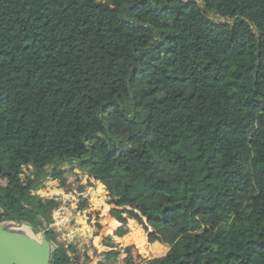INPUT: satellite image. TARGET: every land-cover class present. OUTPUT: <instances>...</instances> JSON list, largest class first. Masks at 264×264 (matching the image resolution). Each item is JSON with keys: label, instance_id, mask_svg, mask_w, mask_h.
Returning <instances> with one entry per match:
<instances>
[{"label": "trees", "instance_id": "obj_1", "mask_svg": "<svg viewBox=\"0 0 264 264\" xmlns=\"http://www.w3.org/2000/svg\"><path fill=\"white\" fill-rule=\"evenodd\" d=\"M76 170L108 191L105 245L130 219L169 244L96 264H264V0H0V223L43 232L51 264L93 260L40 192Z\"/></svg>", "mask_w": 264, "mask_h": 264}, {"label": "rangeland", "instance_id": "obj_2", "mask_svg": "<svg viewBox=\"0 0 264 264\" xmlns=\"http://www.w3.org/2000/svg\"><path fill=\"white\" fill-rule=\"evenodd\" d=\"M221 19L225 18L221 17ZM118 123H120L121 125H125V123L122 121H118ZM99 153L101 156V149L99 150ZM103 163L104 161L102 160V164ZM79 179H81V181ZM68 181V186L62 187L59 180H49L40 192L44 197H57L60 201H62L61 205L67 208L70 223L66 228H61V230L55 229V231L59 233L58 239L60 241L66 242L67 244L71 242L76 243L78 245V248L82 252H85L87 253V255H90L92 257L93 260L91 264H96L101 259L100 255L104 251H108L114 248L120 249L119 247H116V244L121 243L123 245L125 242L130 243L131 240L138 236V234L136 233V229H140L142 231L140 234L142 235L140 236L142 240L138 241L139 246L137 244H135L134 246L135 248L133 252L134 256L136 257L135 260L143 261L153 257H161L167 253L169 244L166 241L165 230H160L161 240L157 242H149L148 238H146V236L148 237L147 232L145 231L141 223L135 219L129 220L131 230H135L133 237H127L125 242L123 241V243L118 237H114V240L112 241L113 243H115L114 247H108L107 245H105V241L109 236L113 235L114 230L120 225V223L110 215V209L112 208V206L107 202L109 199V195L106 187L94 180L92 181V184L89 185L88 176L84 175L83 171L81 170H76L74 173L69 174ZM81 185L86 187L84 191L79 190V186ZM75 191H77L78 193L84 192L89 195L87 196L89 199L88 209L84 211L78 210L77 207L79 205L81 197L78 196ZM64 198L67 200L66 203H64V201L62 200ZM149 207V197L144 190L141 194V197L137 201L132 202L127 208L141 214L143 216V219L146 221L147 218L144 215V212H146ZM55 213L56 212H54V214ZM76 229L79 230L76 231ZM73 230L76 234L74 235L72 241L68 242V240L66 239H68L69 233H72L71 231ZM13 231L25 232L24 229H13ZM28 233L30 235H34L32 230H28ZM42 233L43 232H40L37 237L42 236ZM146 239L148 242L146 241ZM53 246L55 247V244ZM125 257V253H120L117 264H125Z\"/></svg>", "mask_w": 264, "mask_h": 264}, {"label": "water", "instance_id": "obj_3", "mask_svg": "<svg viewBox=\"0 0 264 264\" xmlns=\"http://www.w3.org/2000/svg\"><path fill=\"white\" fill-rule=\"evenodd\" d=\"M150 217L151 215H148L147 219ZM13 229H24L25 232ZM28 230H32L34 235H30ZM39 233L26 223L16 221L0 223V264H51L53 243L44 236V233L37 237Z\"/></svg>", "mask_w": 264, "mask_h": 264}, {"label": "built area", "instance_id": "obj_4", "mask_svg": "<svg viewBox=\"0 0 264 264\" xmlns=\"http://www.w3.org/2000/svg\"><path fill=\"white\" fill-rule=\"evenodd\" d=\"M76 194L80 197H87L89 196L88 194L84 193V192H81V193H78L77 191H75ZM67 198V197H65ZM62 199L64 201V203L67 202L66 199ZM56 213L54 214V223L51 225L54 229H58V230H61V228H66L68 226V224L70 223L69 222V215H68V211H67V208L65 206H60L58 208V210L55 211ZM79 230V229H76V231ZM72 233H69V237L68 239V242H71L72 239L74 238V235L76 234L75 231H71ZM147 241V239H146ZM148 242V241H147ZM55 243H53L54 245ZM56 246V244H55ZM54 247V246H53ZM55 248V247H54Z\"/></svg>", "mask_w": 264, "mask_h": 264}, {"label": "crops", "instance_id": "obj_5", "mask_svg": "<svg viewBox=\"0 0 264 264\" xmlns=\"http://www.w3.org/2000/svg\"><path fill=\"white\" fill-rule=\"evenodd\" d=\"M44 190H47V189H44ZM130 226V225H129ZM141 230L140 229H136V233L138 234V236H136V238H134L133 240H131L130 241V243H127V242H125V240H126V238L127 237H129V236H131V237H133V234L135 233V230H131V232L129 233V234H127L126 236H124L123 238H119L120 240H121V242L123 243V241L125 242L123 245L124 246H128V245H134L135 246V244H137L138 246H139V242L138 241H141L142 239L140 238V236H142V235H140L141 234ZM146 238H148L147 236H146ZM168 249H169V247H168ZM168 251V250H167Z\"/></svg>", "mask_w": 264, "mask_h": 264}, {"label": "bare ground", "instance_id": "obj_6", "mask_svg": "<svg viewBox=\"0 0 264 264\" xmlns=\"http://www.w3.org/2000/svg\"><path fill=\"white\" fill-rule=\"evenodd\" d=\"M100 202V201H99Z\"/></svg>", "mask_w": 264, "mask_h": 264}]
</instances>
